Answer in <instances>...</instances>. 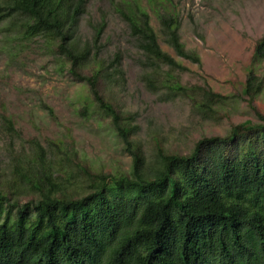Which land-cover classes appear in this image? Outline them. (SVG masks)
Listing matches in <instances>:
<instances>
[{
    "label": "trees",
    "instance_id": "obj_1",
    "mask_svg": "<svg viewBox=\"0 0 264 264\" xmlns=\"http://www.w3.org/2000/svg\"><path fill=\"white\" fill-rule=\"evenodd\" d=\"M85 3L0 0V25L7 21L23 40L42 38L54 48L60 72L87 90L79 114L108 120L131 155L130 172L96 173L65 152L56 160L38 142L23 157L11 155L9 176L0 182V264H264V113L253 104L264 89L253 74L264 60V36L240 93L255 121L232 125L225 136L201 138L185 155L164 150L156 139L147 162L131 140L132 115L113 100L119 55L107 64L96 55L90 59L100 49L102 26L90 42L76 37ZM134 3L121 0L117 12L140 53V81L149 92L163 102L185 100L202 119H214L238 100L207 84L182 85L173 72L186 68L162 51L148 13ZM157 20L176 55L199 64L180 40L178 19L165 12ZM0 119V128L14 136L12 122ZM71 168L85 176L82 187H70Z\"/></svg>",
    "mask_w": 264,
    "mask_h": 264
},
{
    "label": "rangeland",
    "instance_id": "obj_2",
    "mask_svg": "<svg viewBox=\"0 0 264 264\" xmlns=\"http://www.w3.org/2000/svg\"><path fill=\"white\" fill-rule=\"evenodd\" d=\"M120 1L86 0L76 37L81 43L90 42L94 30L102 26L97 42L100 49L97 54L93 49L90 59L96 55L107 64L119 55L121 75L115 77L113 100L121 112L132 115L130 125L136 130L131 140L147 162L154 158L157 140L164 150L185 155L201 138L225 136L232 125L255 121L240 93L255 44L264 36V0H127L133 8L137 1L148 13L162 51L186 68L173 72L182 85L207 84L214 92L238 95L214 119H202L180 98L163 102L160 94L144 87L140 53L117 12ZM165 12L178 19L180 40L187 51L198 55L199 64L178 57L164 42L157 15ZM7 24L0 25V117L8 118L16 133L12 136L0 128V182L9 176L11 155H27L33 142L56 160L64 152L75 154L96 173H129L131 155L108 120L79 114L87 90L60 72L54 48L42 38L23 40ZM253 74L264 81V60L254 65ZM253 104L264 113V89ZM67 171L71 188L86 183L75 168Z\"/></svg>",
    "mask_w": 264,
    "mask_h": 264
}]
</instances>
